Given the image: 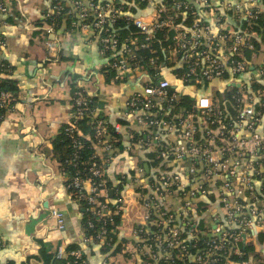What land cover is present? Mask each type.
<instances>
[{"label":"built area","instance_id":"obj_1","mask_svg":"<svg viewBox=\"0 0 264 264\" xmlns=\"http://www.w3.org/2000/svg\"><path fill=\"white\" fill-rule=\"evenodd\" d=\"M149 1H56L44 16L69 19L72 30L95 41L100 54L111 59L109 67L115 72V80L131 78L140 71L130 63L137 39L121 41L112 29L123 19L144 35V42L149 41L153 31H172L166 60L183 66L179 79L183 85L198 87L205 82L226 81L228 98L224 104L232 112L221 106L214 93H196L191 98V109L172 114L178 97L177 93H169L171 83L164 77L154 82L148 77L142 91L133 93L126 102L138 134L144 135V142L138 138L137 145L149 150L159 147L160 164L165 170L153 174L151 180H132L141 206L138 205V224L131 230V249L124 255L133 259L132 264H257L259 259L254 255L264 253V245L256 240L264 231V91L252 90L253 81L244 77L253 74L264 81V55L260 63L254 61L256 54L246 60L245 51L253 49L251 38L255 34L238 31L236 22L254 19L261 12L257 3L264 0L221 2L219 7H214L211 0H172L173 3L154 5L147 14H131V7ZM228 12L233 13L234 20ZM7 13V4L0 0V16ZM188 15L192 17L189 23L177 21ZM3 23L0 21V25ZM138 45L146 47L144 43ZM5 49L0 35V57ZM149 64L156 69V60L151 59ZM3 69L0 63V77L10 73V68L7 72ZM86 96L83 90L70 96V117L64 132L65 145L71 153L60 163V173L70 197L90 215L87 228L93 229L94 221L101 223L94 238L82 230L81 243L90 245L96 241L112 249L118 226L107 231L104 224L122 214L124 201L118 197L114 203L108 202L104 167L115 157L113 145L117 137H122V127L115 124L110 132L106 122L90 111ZM14 103V95L0 91V123ZM88 116L94 121L93 154L83 174L78 152L83 147L82 140L89 136L79 130L78 121ZM123 143L126 151L135 149L130 140L124 139ZM167 165L172 169L168 170ZM136 169L143 173L140 165ZM215 196L217 213L209 217L208 209L214 205ZM199 199L205 205H197ZM50 215L62 227L63 213L52 209ZM245 247L254 248V253L242 259ZM83 256L82 247L66 249L58 245L54 252L55 259L66 260L67 264V259L87 264ZM110 260L106 258L101 264H115Z\"/></svg>","mask_w":264,"mask_h":264},{"label":"crops","instance_id":"obj_2","mask_svg":"<svg viewBox=\"0 0 264 264\" xmlns=\"http://www.w3.org/2000/svg\"><path fill=\"white\" fill-rule=\"evenodd\" d=\"M2 1L7 4L8 13L0 16L4 22L0 25V35L6 43L0 58L9 65L7 76L17 90L13 108L0 123V264L23 261V264H41L32 258L38 250L44 247L46 253L54 254L58 245L66 249L82 247L87 264H101L106 258L115 264H132L133 259L124 255L131 249V230L138 224L139 215L138 192L132 180L147 178L148 164H143V173L139 174L136 167L141 165L142 157L138 149L128 152L122 148L105 165L106 176L112 177L119 186L115 191H108L107 200L112 204L118 197L123 198L124 205L115 244L110 252L102 253L96 244L81 243L83 207L70 197L66 180L60 173L64 148L57 144L56 138L69 121L72 82L88 97L96 99V118L112 126L118 119L135 125L134 117L126 110V102L133 93L142 91L148 76L139 71L131 78L107 82L103 69L108 67L109 58L100 54L97 43L88 35L72 30L68 19H61L55 29L45 25L42 33L34 34L38 29L34 23L44 18L48 8L56 1L66 0ZM162 1L150 0L147 13ZM245 1L211 0V3L219 7L221 2ZM200 15L209 19L206 14ZM228 16L233 14L228 12ZM9 17H12L11 23L7 22ZM260 52L255 63L262 61L264 45ZM163 77L176 91L184 92L182 83L171 73H164ZM225 84L226 81H214L206 91L202 86L189 87L187 93L207 95L223 87L225 90ZM167 169L171 167L167 165ZM118 175L124 176L122 182ZM215 200L208 209L209 217L217 213L216 196ZM52 209L63 213L62 227L51 217Z\"/></svg>","mask_w":264,"mask_h":264},{"label":"trees","instance_id":"obj_3","mask_svg":"<svg viewBox=\"0 0 264 264\" xmlns=\"http://www.w3.org/2000/svg\"><path fill=\"white\" fill-rule=\"evenodd\" d=\"M162 1V0H160ZM136 2V1H134ZM161 3H173L172 0H163ZM258 8L261 10L260 13H258L256 15V17L254 19H252L250 22L245 23L244 21H241V23L239 22L236 26L238 31H242V30H246L249 33H253L255 34V37L251 38V42L253 44V49L252 50H246L245 51V58L247 61L250 60L252 54H256L258 55L259 53H261V46L264 45V2L261 1L259 3H257ZM147 5V3H140L139 5H134L133 7H131V14L132 15H144V13H147L150 6ZM148 7V9H147ZM16 14V13H15ZM229 14H233L232 12ZM234 17V16H233ZM231 17V18H233ZM192 17L190 15H188L186 18L184 17H178L177 21H179L180 23H189L191 21ZM12 17L7 18V22L11 23ZM60 20L59 18H54V19H41L39 21H37L36 23H34L35 27H37V31L34 32V34L39 35L40 33L43 32V30L41 29L43 26H54V29L57 28V26L60 24ZM69 20V19H68ZM70 21H68L69 23ZM112 29H114L116 31V33L119 34L120 36V40L123 41L127 38H136L137 39V45L133 50V55H132V59L130 60V63L137 65L138 67H140V71L144 72L146 74V76L148 75V77L150 78V80L154 81H158V79H161L163 77L164 73H171L172 76H174L177 80H179L183 73H184V69L183 66H181L180 64L176 62H172V63H168V61L166 60V49L169 45H171L172 42V37H173V33L172 31H165V30H161V31H153L151 33V37L149 39L148 42H144V35H141L138 33V31L131 25V24H126L123 19H119L113 26ZM140 43H144L146 44V47L144 48H140L138 44ZM106 58H109L108 56H106ZM151 59L156 60V69H153V66H151L149 64V61ZM111 62V59H109V63ZM0 63H2L4 65V72H7V69L9 68V65L4 61V60H0ZM133 66V65H132ZM103 71L105 72V76H106V81L107 82H116L114 79L115 76V72L110 69L109 65L108 67H105L103 69ZM77 78V77H76ZM227 77H225L226 79ZM247 80H251L253 81V83H251V89L254 91H264V81L263 79H256L253 74H248L244 77ZM74 80V79H73ZM149 83V81H148ZM210 84H208L207 82H205L202 86L203 91H206L207 86H209ZM182 87H184L182 91H177L175 90V87L173 85H171V87L169 88V93H177V97L178 100L176 102L175 105H172V114H176L178 112H185L188 111L189 109H191V106L193 105V101L191 100L192 95H190V93H187V89H189V87H193L191 84L189 85H182ZM198 86V87H200ZM71 87V95L73 93H75L77 90H81L79 89L75 82H72L70 84ZM224 88V87H223ZM221 90H217L214 95L215 97H217L220 100L221 106H224V108H226L227 110H229L230 112H232V110L228 107L229 105H225L224 101H226V98H228V96L226 95L227 92H225L224 89ZM200 89V88H198ZM5 91V92H9L12 95H15L16 93V87L14 82L9 78V76L6 77H0V91ZM208 90V89H207ZM221 91V92H220ZM224 93L223 97L221 96ZM204 94V93H203ZM207 95L211 94V93H206ZM87 99H89V109L90 111H94L97 107L98 104L96 103V99L95 98H89L86 96ZM92 116V114H91ZM88 116V117H84L81 120L78 121V127L79 130L83 133V134H87L89 137L85 138L83 141V147L79 150L78 154H79V158H80V170L82 171L83 174H86V163L88 160V157L91 156L93 154V150L91 147V141L92 136H93V131L91 130V128H93V124L94 121L91 119L92 117ZM98 119V118H97ZM100 120V119H98ZM108 129L112 130V125L108 122H106ZM117 124H120L122 127V137H117L116 143H114L113 147L114 150L116 149L117 151L121 150L122 148L124 149V147L122 146V139H126V140H130V142L133 145V148L138 149L139 153L141 154L142 159H140L141 162V167H143L144 163L148 164V171L149 173L147 174V178H149V180H151V177L153 174H156L160 171H163L164 168L162 167V165L160 164V148L156 147L154 150H149L146 149L144 147V145L142 144H138V138H140L143 142H144V136L139 135L137 132V127L134 124H130L127 123V121L122 120V119H118L117 120ZM66 128V125L61 129L58 137L56 138V142L57 144H59L61 147L64 148V154L61 156L60 158V163H63L66 159L67 156L71 153V149L69 147L66 148L65 145V140H66V136H65V132L64 129ZM162 163V162H161ZM173 164V163H171ZM173 166V165H172ZM66 168V166H64ZM172 169V168H171ZM153 172V174H152ZM134 176V172H131L130 177ZM123 175H118L119 181L122 182L124 180ZM123 178V179H122ZM117 179V178H116ZM107 180V185L109 187V190H113L115 191L117 188H119V186L115 184V181L112 177H106ZM69 192V191H68ZM144 193V191H143ZM114 198V197H113ZM211 199H213V197H211ZM197 205L202 206L200 204L205 205V202H202L201 199H199L198 202H196ZM112 207V206H111ZM120 215L121 213L114 215L112 218V223H105L104 227L107 229V231L113 230L116 226H118L119 224V219H120ZM90 217V215L84 211L83 209V213H82V218H81V229L84 230V234L87 235L90 238H94L95 234H96V229L97 227H99V225H101V223L94 221V228L93 229H88L86 226V221L87 219ZM114 240L116 241V238H114ZM257 242L259 245H264V231L262 233H260L257 236ZM92 244H96L98 245V247L100 248V251L102 253L105 252H110L109 247H107L106 244L100 245L98 242L94 241V243ZM69 249H76L77 246H71L68 247ZM117 249H114L113 252L116 253ZM242 251L244 253V256L242 257V259H247L248 255L250 253H254V248L252 247H245L242 248ZM34 258V260H36L37 262L41 263V264H67L66 260H58L55 259L54 254H48L45 252L44 247H42L41 249L38 250V254L37 256L32 257ZM255 259H259V262L257 264H264V253L258 252L254 255ZM27 260V259H26ZM25 260V261H26ZM83 261L87 262V259L85 256H83L82 258ZM67 261H69L70 264H74L72 259H67ZM23 262H21V264H23ZM77 264V263H76Z\"/></svg>","mask_w":264,"mask_h":264},{"label":"water","instance_id":"obj_4","mask_svg":"<svg viewBox=\"0 0 264 264\" xmlns=\"http://www.w3.org/2000/svg\"><path fill=\"white\" fill-rule=\"evenodd\" d=\"M145 170H147V166L145 165ZM111 193V192H110Z\"/></svg>","mask_w":264,"mask_h":264}]
</instances>
